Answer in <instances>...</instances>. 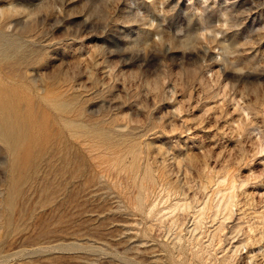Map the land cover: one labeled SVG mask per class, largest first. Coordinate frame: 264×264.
<instances>
[{
	"label": "rangeland",
	"instance_id": "374dc122",
	"mask_svg": "<svg viewBox=\"0 0 264 264\" xmlns=\"http://www.w3.org/2000/svg\"><path fill=\"white\" fill-rule=\"evenodd\" d=\"M0 264H264V0H0Z\"/></svg>",
	"mask_w": 264,
	"mask_h": 264
}]
</instances>
